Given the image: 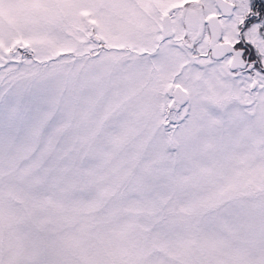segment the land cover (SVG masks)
<instances>
[{"label": "snow or ice", "instance_id": "6c2138e0", "mask_svg": "<svg viewBox=\"0 0 264 264\" xmlns=\"http://www.w3.org/2000/svg\"><path fill=\"white\" fill-rule=\"evenodd\" d=\"M0 264H264V0H0Z\"/></svg>", "mask_w": 264, "mask_h": 264}]
</instances>
